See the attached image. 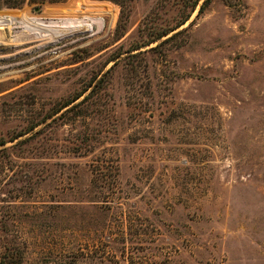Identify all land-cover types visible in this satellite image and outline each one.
Instances as JSON below:
<instances>
[{"label":"rangeland","instance_id":"374dc122","mask_svg":"<svg viewBox=\"0 0 264 264\" xmlns=\"http://www.w3.org/2000/svg\"><path fill=\"white\" fill-rule=\"evenodd\" d=\"M193 1L0 3V244L21 264H264V0Z\"/></svg>","mask_w":264,"mask_h":264},{"label":"trees","instance_id":"16d2710c","mask_svg":"<svg viewBox=\"0 0 264 264\" xmlns=\"http://www.w3.org/2000/svg\"><path fill=\"white\" fill-rule=\"evenodd\" d=\"M65 1L66 0H0V3H1V5L9 7V8H18V7H22L24 4H28L29 6H32L33 10L38 11L41 8V6L46 2L61 3V2H65ZM199 1L200 0H194L190 5V9L194 10L196 8L197 4L199 3ZM210 2H211V0H202V2L200 3L199 12H201L207 5H209ZM188 14L189 13H187L186 16H184L183 18L179 19L177 21V23L172 27L150 29V30L146 31L145 34L147 37L145 39L134 41L133 43H131L127 47V49L125 51L113 54L112 57H110V60H114V59L118 58L124 52L130 53L132 51H137L135 53L129 54V55H136L138 53H142V52L152 50L155 47H150L149 49H146V50H141V48L146 46V45H149L151 43H154L155 41L162 39L163 37H166V38L162 39L160 41V43H158L157 45L160 46L161 44L169 42L178 33H180L181 30L176 31L169 36H168V34L171 33L172 31H174L175 29H177L178 27H180L183 23H185V21L189 18ZM145 27H146V25H144V28H143L144 30H145ZM107 71H109V70H107ZM89 88H90V86H88L83 91H80L79 93L74 94L72 97L67 98L66 100L62 101L56 108H54L47 115V118L55 115L60 110H62L64 107H67L70 105V107H68V109H66V111H64V113H65V112L73 109L74 107H76L79 103H82L83 101H85V99L91 93V92L90 93L87 92V94L84 95L85 91L88 90ZM81 96H83V99L81 101L74 103ZM37 124L38 123L31 124L27 128V131H25V132H28V131L34 129L37 126ZM24 133H22V134H24ZM19 135H21V134H18L16 136H19ZM4 143H5V141L3 139H0V144H4ZM23 254H24V252H23L22 248L17 246V245H10L9 243L6 245L0 244V264H21L23 261V257H24Z\"/></svg>","mask_w":264,"mask_h":264},{"label":"bare ground","instance_id":"6f19581e","mask_svg":"<svg viewBox=\"0 0 264 264\" xmlns=\"http://www.w3.org/2000/svg\"><path fill=\"white\" fill-rule=\"evenodd\" d=\"M70 22V21H69ZM79 24V23H78ZM21 25V24H20Z\"/></svg>","mask_w":264,"mask_h":264}]
</instances>
